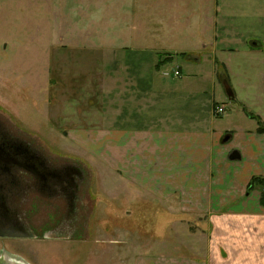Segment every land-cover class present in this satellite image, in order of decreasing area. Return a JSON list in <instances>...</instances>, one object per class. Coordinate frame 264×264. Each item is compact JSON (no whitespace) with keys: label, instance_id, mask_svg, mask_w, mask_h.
Masks as SVG:
<instances>
[{"label":"crops","instance_id":"crops-1","mask_svg":"<svg viewBox=\"0 0 264 264\" xmlns=\"http://www.w3.org/2000/svg\"><path fill=\"white\" fill-rule=\"evenodd\" d=\"M257 3L209 0L200 33H158L149 52L126 53L119 82L104 89L102 121L69 131L103 136L88 152L98 158L102 151L104 164L134 185L135 209L140 200H152L157 225L151 242L161 237V214L170 225L177 215L198 216L189 234V258L157 256L158 243L151 249L142 243L133 264H264V207L260 191H248L253 178H264V2ZM206 62L211 72L204 80L197 71ZM169 64L178 69L172 76L159 71ZM182 69L190 72L182 77ZM220 81L230 94L218 90ZM217 107L224 108L223 115H214ZM233 152L238 157L231 158ZM131 210L124 215L132 216Z\"/></svg>","mask_w":264,"mask_h":264},{"label":"rangeland","instance_id":"rangeland-1","mask_svg":"<svg viewBox=\"0 0 264 264\" xmlns=\"http://www.w3.org/2000/svg\"><path fill=\"white\" fill-rule=\"evenodd\" d=\"M208 1L0 0V126L49 166H76L84 178L73 236L18 240L12 246L16 257L27 264H133L140 244L151 249L158 243L154 255L189 258V234L198 225V216L177 215L170 225L168 215L161 214L157 228L161 237L151 242L152 225H157L152 221V200L141 198L143 203L135 209L132 204L139 195L134 185L104 164L102 151L98 158L88 152L91 142L102 141L103 136L69 131L80 123L102 121L104 89L119 82L126 53L149 52L158 33H200ZM257 1L256 5L264 2ZM175 67L169 64L159 71L172 76L178 71ZM189 72L182 69V77ZM210 72L207 62L197 71L204 80ZM217 88L224 95L222 81ZM109 97L118 98V87ZM224 107L232 109L229 101ZM63 207L60 202L41 203L27 218L40 231L45 224L53 225ZM129 208L133 215L125 216ZM192 246L200 255L198 239Z\"/></svg>","mask_w":264,"mask_h":264},{"label":"flooded vegetation","instance_id":"flooded-vegetation-1","mask_svg":"<svg viewBox=\"0 0 264 264\" xmlns=\"http://www.w3.org/2000/svg\"><path fill=\"white\" fill-rule=\"evenodd\" d=\"M83 182L76 166H49L39 153L0 126V254L15 256L12 246L18 240L70 239L78 224ZM58 202L64 206L63 214L57 215L53 225L33 229L28 215L41 203ZM55 208L58 213L59 207Z\"/></svg>","mask_w":264,"mask_h":264},{"label":"water","instance_id":"water-1","mask_svg":"<svg viewBox=\"0 0 264 264\" xmlns=\"http://www.w3.org/2000/svg\"><path fill=\"white\" fill-rule=\"evenodd\" d=\"M225 90L228 94H230V88L227 85V83H224ZM238 157V154L236 152H233L231 158ZM0 264H27L22 259L16 257V256H7L4 254H0Z\"/></svg>","mask_w":264,"mask_h":264},{"label":"trees","instance_id":"trees-1","mask_svg":"<svg viewBox=\"0 0 264 264\" xmlns=\"http://www.w3.org/2000/svg\"><path fill=\"white\" fill-rule=\"evenodd\" d=\"M258 131H262V128ZM253 189L260 191V205L264 207V178L262 177H255L251 180L248 191H252Z\"/></svg>","mask_w":264,"mask_h":264},{"label":"built area","instance_id":"built-area-1","mask_svg":"<svg viewBox=\"0 0 264 264\" xmlns=\"http://www.w3.org/2000/svg\"><path fill=\"white\" fill-rule=\"evenodd\" d=\"M175 75L177 76L178 73L176 72ZM223 113H224V108H222V107H217L214 109V115L215 116L223 115Z\"/></svg>","mask_w":264,"mask_h":264}]
</instances>
